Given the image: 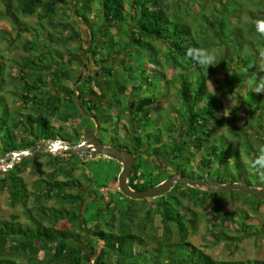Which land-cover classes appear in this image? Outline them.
I'll list each match as a JSON object with an SVG mask.
<instances>
[{
	"label": "trees",
	"instance_id": "16d2710c",
	"mask_svg": "<svg viewBox=\"0 0 264 264\" xmlns=\"http://www.w3.org/2000/svg\"><path fill=\"white\" fill-rule=\"evenodd\" d=\"M5 1L8 6L3 12L7 15L16 19L20 18L21 14L36 15L40 22L35 35H40L41 38L52 37L53 29L62 26L63 32L68 33L59 32L61 35L52 41L57 45L65 46L73 40L80 42L82 34L86 36L84 55L86 58L88 54L93 55V59L88 58L87 63L94 62L95 70L87 69V64L84 63L85 73L79 74L70 87L64 86L60 79L58 83L61 84L50 79L56 92H49L46 90L47 83L42 74L49 70L51 65L43 63L37 69H32L34 79L30 82L25 79L28 63L19 62V72L14 78L19 80L17 83L21 85L22 92H13L19 96L22 108L30 109L31 112L22 114L19 106L12 109L13 117L0 118L3 130L0 134V158L39 142L60 140L64 144H77L87 129L95 128L89 115L97 118L101 142L119 146L120 143H115L116 139L105 138L107 128L104 124L111 120V109L115 111L113 114L119 122L129 118L134 127L131 136L132 132L122 124L123 130H126L125 140H131L128 145L120 146L132 147L138 153L137 162L128 175V183L135 190L156 186L172 172L192 179L201 178L224 184L226 178L211 179L205 178V175L208 176L213 170L217 172L218 169L229 168L232 164L237 168L251 167L257 151L264 146V106L259 104V101L264 100V95L251 91L250 83L256 73L264 75L257 67L259 57L264 58V51H257L254 54L257 59H254L247 57L244 46V40H251L250 38L260 34L257 27L246 30L244 26L256 18L255 14L264 16V0L246 2L250 8H247L249 17L244 23L241 15L238 16V23H232L231 18L234 16H229V19L225 17L224 14L235 13V10L228 9L226 4L222 3L223 0H220V5L216 4V0H16V5H13V0ZM0 3L3 2L0 0ZM61 3L71 6L75 23L80 25L79 29L70 22L57 24L59 12L64 8ZM171 3L181 4L186 15L192 6H199V11L191 18L193 25L184 20L182 11H171ZM245 8L243 4V9ZM94 9H99L103 20L96 27L97 30L92 29V24L89 23V15ZM62 12L66 14L65 11ZM43 19L49 20V28H45L41 23ZM262 22L264 23V19ZM195 27L199 28L200 33L208 32L212 36L213 40L208 45L213 48L217 46L219 53V62L215 66H209L207 70L186 55L189 47L204 48V43H207L193 32ZM94 41L96 45L92 44ZM256 46L264 48V37ZM129 48L131 52L127 56L132 57L135 50L136 54H143V57L152 63L161 66L163 59L172 68L178 69L176 79L173 78L178 84L173 79H168L163 70V75L157 79L165 84L170 82L175 90L173 96L179 98L178 107L175 105L172 112L176 121L166 128L167 136L162 134L160 127L155 133L145 131L146 127L143 130V126L147 124L142 125V119L138 118L142 106L133 104L134 97L140 94L142 86L152 85V80L147 76L138 86L137 79L132 78L133 73L129 72L134 68L132 64L124 69H121L122 65L117 66L115 57ZM26 50L28 52V49ZM56 52L62 57L61 53L58 54L57 50ZM70 60L71 58L66 61L70 63ZM132 62L133 60H129V63ZM226 64L235 66L234 72L238 70L239 75L245 79L244 84L239 85L236 82L234 86L225 88L229 78ZM121 70L124 73H120ZM58 73L59 78L71 75L69 70L63 68ZM248 73L254 76L250 78ZM217 74L224 75V82L221 84L223 89L225 88L223 91L234 98L235 106L226 107L215 92L208 89L209 80L217 87L220 86L215 78ZM3 75L1 64L0 104L8 108V105L3 103ZM99 76L101 77L97 79ZM239 87L247 88L246 98L242 99L244 96L238 93L236 95ZM129 88L130 91L127 92ZM60 95L63 100H67L68 104L64 106L72 110L73 116L66 112V108L59 111ZM102 98L104 100H101ZM239 99L241 101H238ZM143 101L142 105L145 106V102H150V97L145 96ZM53 117L62 123L73 118L79 121L73 126V131H67L65 125L55 127L50 121ZM144 118L150 120L148 117ZM84 120L90 124H85ZM237 121L241 124L237 125ZM15 129L20 132L19 139L14 135ZM241 130L248 132L245 137L254 136L255 139L240 136ZM165 138L169 140H164ZM255 144L258 145L256 149ZM63 154V157L54 156L47 160L46 164L50 167L48 173L42 170V163L38 161L39 153L19 160L9 171L2 172L0 192L6 191L10 204L13 207L19 206L22 215L27 217L24 216L23 221H19L15 214L9 219L0 218V255L9 256L14 261L7 260V264H107L104 253L120 261L110 264H264V260L260 259L217 260L189 240V236L198 230L202 219L213 242L228 243L241 240L244 234L252 233L247 231L249 227H254L248 219L250 215L261 213L264 196L258 197L259 200L251 207L254 214L241 210V220L238 222L221 215L229 212L224 208V196L221 191H208L181 182L174 183L168 192L153 198L150 203L147 198L140 199L141 206L137 208L138 204L134 205V202L139 200L125 197L116 188L110 190V187L115 185L112 181L116 180L120 170V166L116 171L115 166L110 164L112 159L105 156L89 159L66 151H63ZM144 155L150 156V162L153 160V163H169L170 169L160 171L150 165ZM74 158L80 161L74 162ZM87 161L97 165L91 175L85 174ZM185 164L191 168L192 175L185 172ZM27 167H31L32 173L38 177L37 194L30 192L21 176ZM77 167L82 169L84 182L74 176ZM243 172L245 171H242L241 175L244 181L247 173ZM262 179L259 176L254 185L248 184V180L246 184L263 187ZM237 194L230 196V204L238 201ZM30 195L34 196L32 206H28ZM115 195H120V201L128 200V203H114ZM48 198L57 199L60 205L46 206L43 202ZM204 205L208 207L203 213L194 209ZM86 213L90 220L85 219ZM63 214H66L67 218ZM58 219L69 221L72 227L83 233L85 239L88 236L95 238V245H89L94 255L90 261L82 254L77 243L85 241L81 240L79 232L48 225L50 220ZM91 220L92 226L89 227L88 221ZM228 222L235 223V233L227 225ZM261 225L264 227V220ZM103 227L107 228V231H104ZM100 243L108 249L107 252L102 250ZM181 248L187 251L183 253ZM5 249L9 254L5 253Z\"/></svg>",
	"mask_w": 264,
	"mask_h": 264
},
{
	"label": "rangeland",
	"instance_id": "374dc122",
	"mask_svg": "<svg viewBox=\"0 0 264 264\" xmlns=\"http://www.w3.org/2000/svg\"><path fill=\"white\" fill-rule=\"evenodd\" d=\"M1 1L3 3L2 4L0 3V12H1L0 13V63L3 65V72H4V75H3V78H4L3 96H4L5 101L3 103H6L8 105L9 109L6 108L3 104H0V118L6 117L8 119V118L14 116V110H12V109L13 108L16 109L19 106H20L19 110H20V112H22V114L23 113L26 114L27 112H31L30 109L26 110V109L22 108V104L20 102L19 96L14 95L15 93L13 92V91H16L18 93L22 92L21 85L17 83V81H19V80H15V78H14L19 72L18 71V65H19L18 63L19 62H20V64L22 62L28 63L27 69H25V73L27 76L25 79L27 81H30V82L33 81V79H34V75L32 74V71H34V70H32V69H37L43 63L51 65V68L49 66V70L44 71V74H42L43 79H45V81L47 83L46 90L49 92H53V90H54V92H56L55 89H53L54 88L53 82L50 81V79H53L54 82H56L57 84H61V83H58V80L60 79L64 86L70 87L73 80L76 79V77L79 74L85 73V71H86L85 65L86 64H87V69H89V70H95V68L93 66L94 62L89 61V63H87L86 57L84 55L85 54L84 48H85L86 36H84L82 34V38H81L82 40L80 42L73 40V41H70L65 46H60L59 44L57 45V43L55 44L52 41L54 40L55 37H58L61 35V34L59 35V32L68 33L67 31L63 32L62 26H61V28H58L56 30L53 29V31H52L53 36L52 37H49L46 39L41 38L40 35L39 36L35 35V31L39 30L38 23L40 22V20L37 19L36 15L27 16V15L21 14L20 18L18 17V19H16L12 15H7L5 12H3V11H5V8L8 6L7 5L8 2L5 0H1ZM248 1L249 0H246V1H244V0H223L222 3H225L228 9L235 10V13L224 14V15H226L225 17L227 19H229V16H234V18H231L232 23H238V19H239L238 16L241 15V20H243V23H244V21L247 22V18L249 17V14L246 13V11H247V8H250V6H248V3H246ZM216 4L220 5L221 4L220 0H216ZM243 4L246 7L245 9H243ZM13 5H16V0H13ZM60 5L64 6L62 11H65L66 14H64L62 11L59 12V17L56 19L57 24H58V22H61V24H63V22H70L71 24L74 23V27H78V29H79L80 25L79 24L76 25V23H75V16L72 14L71 6L67 3H61ZM128 5H129V3L126 5L127 8L129 7ZM170 5H171V7H170L171 11H173V10L174 11H182V14L185 15L184 20L187 23L193 25L191 18L195 12L199 11V6H197V5L192 6L190 8V12H188V15H186V14H184V11H183L184 8L181 4L175 5V4L171 3ZM256 10H254V11H256ZM89 16H91L89 19V23L92 24V29L97 30L96 27L99 26L103 21L101 18L102 15H101L99 9L92 10V12L90 13ZM255 17L256 18L252 19L251 22L248 21L246 23V25L244 26V29L248 30L250 27L251 28L257 27L258 28V25L263 23L262 20L264 19V16L260 17V15L255 14ZM41 23L45 26V28H49V26H48L49 24L47 25V23H49L48 19H43V21ZM241 26H243V24ZM80 30H82V29H80ZM84 30H85V27H84ZM115 30L116 29H113V31H115ZM193 32L197 33V35H199V37H202L204 40H206L207 43H204V48H208L210 50H215L217 57H218L219 53H218V50L216 48L217 46H215V48H213V47H210V45H208V43L213 40L212 36L210 34H208V32L205 34L200 33L199 28H197V27H195L193 29ZM263 37H264V35H261V33H260L257 36L250 38L251 40H248V41L244 40V46H245V51H247V57H251V58L253 57L255 59L256 56L254 54H256L257 51H262V52L264 51L263 47L260 48V47L256 46L257 43H260L262 41ZM101 39H102V36H101ZM200 42L202 43V40ZM92 44L96 45L95 41ZM29 46H31V47H29ZM26 49H28V52ZM56 50L59 52L58 54H60V53L62 54V57L57 55ZM68 52L74 53L75 55L71 56V55H69ZM130 52H131V48H129L128 50H126L124 52L119 53L115 57V60L117 59L116 60L117 66L120 67V65H122L121 69H124L125 67H129L130 64H132L131 66L134 68H133V70H130L129 72L133 73L132 78L137 79L138 86L141 84L143 79L147 76H149V79L152 80V85L142 86L140 94L138 96L134 97L135 102L133 104L134 105L139 104L142 106V108H140V115L138 116V118L142 119L141 120L142 125L144 123L147 124L146 126H143V130H144V127H146L145 131H148L149 133H151V132L155 133V132H157V128L160 127L162 130V134H165L166 128H169L171 126V124L176 121L173 117L174 114L172 112L174 110L175 105H176V107H178L177 102H179V98L173 96V93L175 92V90L172 87L170 82L165 84L164 81L160 82L157 79L163 75L161 70L164 71V73L166 74V77L168 79H173V78L176 79L178 69L172 68L170 66V64L167 63L166 61H163V59L161 60V66L156 64V63H152L146 57H143V54H141V55L136 54L135 50L133 52L134 54L132 55V57L127 56ZM262 54L264 56V53H262ZM24 55H27L28 57H22ZM92 57H93V55L88 54V58H92ZM70 58H71V60L69 63L66 60H69ZM259 59H260V61L257 64V67L261 70L262 68H264V60H263L264 58L259 57ZM40 60L42 63L40 62ZM129 60H133V62L129 63ZM84 63H85V65H84ZM226 65H228V64H226ZM238 66H240V65H238ZM46 67H48V66H46ZM62 68L65 70H69L71 75H69L68 77H64V78L57 77L58 76L57 74H59L58 73L59 70ZM135 68H136V72H134ZM234 68H235V66H232V65L229 66L228 65L227 71L229 74V78H228V80H226V87L225 88H227V86H234V83H236V82L239 85H242L245 83V79L239 75L238 70L236 72H234ZM235 70H236V68H235ZM241 70L243 72L242 67H241ZM120 73H124V72H122V70H121ZM243 73H245V72H243ZM135 74H137V75L135 76ZM249 75H250V73H248V76ZM253 76H254V74H251L250 78ZM100 77L101 76L97 77V79H99ZM215 78H216L217 82L220 83V86H218V87L214 82L212 83L213 88L215 89L216 95L222 100L223 104L226 107L235 106L236 101L234 100V98L228 96V94L224 93V91H223L225 88L223 89V86L221 84H222V82H224L223 81L224 75L223 74H217ZM175 83L178 84L177 81H175ZM207 85H208V89L210 91H213V88L211 85V80H209L207 82ZM15 87H16V89H15ZM246 90H247V88H245V87H239L236 91V95H237V93L241 94L244 96L242 99H244V98H246V94L248 92V90L247 91ZM129 91H130V88L128 89L127 92H129ZM10 92H12V93H10ZM263 95H264V93H263ZM145 96L150 97V102L149 103L145 102L146 105L143 106L142 105L144 103L143 98ZM60 97L61 98L59 99V102L61 103V106H60L61 108L59 111H63L66 108V106H64V105H66L68 103H67V100L62 99L63 98L62 95H60ZM101 100H104V98H102ZM238 101H241V100L239 99ZM246 101L249 102L248 100H246ZM253 103H255V101ZM259 104L264 106V100L259 101ZM66 109H67L66 112L70 113V115L72 114V116H73L72 110L70 108H66ZM113 113H115V111L113 109H111V112H110V119L111 120L109 122H107V124H104V126L106 125V128H107L105 138L107 140L113 138V139H116L115 143H118V144L120 143L121 145H125V144L128 145V143H129L128 141H130L131 139L127 138L128 141L125 140L124 134H125L126 130L125 131L123 130L124 128H122L123 127L122 124L124 126H126V128H129L127 130L132 132L130 134L132 136L133 130H134L132 122L130 121L129 118H127L126 120L123 119V120H121V122H119L117 120V118H115V115ZM144 117H148L150 120H147ZM89 118L93 119L92 123L94 124V127H96L97 118H92V116H90ZM73 119L72 120L70 119V120L66 121L65 123H62L58 118L53 117L50 119V121L55 127L58 125H65V128L67 131H73V129H74L73 126L78 124V121H79V119H77V118L76 119L73 118ZM84 121H85V124H87V125L90 124L89 121H86V120H84ZM150 121H151V123H149ZM236 124L240 125L241 122L237 121ZM257 130H262V129H257ZM2 131L3 130L1 129V126H0V134L2 133ZM98 133H99V131H98ZM246 134H248V132L246 130H241L239 133V135L242 137ZM14 135L16 136L17 139H19L18 137L20 135V132L15 129ZM165 136H167V134H165ZM245 138L255 139L254 136H247ZM245 138H242V139L244 140ZM166 139L167 138H165L164 140H166ZM167 140H169V138ZM62 143H64V142H62ZM134 143H135V141H134ZM120 144H119V146H114V147L121 148ZM257 147H258V145L255 144V149ZM122 148H127V147L124 146ZM63 151L64 150L60 149V150L53 151V152H49V151L37 152V153H39L38 161L42 163V170L44 172L48 173L50 171V167L46 164L47 160L51 159V157H54V156L63 157L64 156ZM258 152H259V150L257 151V153ZM253 157H254V155L252 156V158ZM73 161L77 162L80 160L78 158H74ZM8 162H9L8 159L1 160L0 161V168L4 167ZM86 163H87L86 164L87 170H85V174L91 175L92 171L97 168V165H96V163H91L89 161H87ZM156 163L161 164V162H155V164ZM110 164L115 166L116 171L118 170L119 166L121 165L119 162H117L114 159L111 160ZM163 164L165 165L166 163L164 162ZM9 170H7V171H9ZM184 170L187 174L192 175L191 168L187 164H185ZM242 171H245L243 173H247L244 176L245 177L244 181H243V178L241 175ZM2 172H0V176L2 175ZM81 173H82V169L77 167L76 170L74 171V176L80 178L84 182V180L82 179ZM206 175H205V178L209 177L211 179H216L217 177L218 178L220 177L222 179L226 178V182H225L226 184L227 183H247V180H248V184L251 183L252 185L255 184V182L257 181V178L260 176V175L258 176L256 170L250 166L237 168L236 165H234V164L230 165L229 168L218 169L217 172H214V170L210 171L208 173V176H206ZM21 176L23 177L25 183L27 184V187L30 190V192H32L33 194H35V193L37 194L38 184H36V179L38 177L32 173L31 167H27V169L21 174ZM59 179H62V178L59 177ZM262 180H264V178ZM114 189H115V185L110 187V190H114ZM221 192L224 196V202H225L224 208H225V210L229 211L228 214L227 213L221 214L222 216L226 217L228 220L234 219L238 222L241 220L240 219V217L242 215L240 213L241 210L244 209V210H247V211L254 214V212L251 211L252 210L251 207H253V205H255L257 200H259L258 197L250 196L247 193H243V192H240L237 190H228V191H224V192L221 191ZM173 193H174V191H173ZM232 194L238 195L237 199H236L238 201L234 202L233 204H230L229 203L231 201L230 196ZM119 196L120 195L113 196V202L114 203L115 202H117V203L119 202V204L120 203H123V204L128 203V200H125L124 202L120 201ZM33 197H34L33 195H30V201L28 202V206H32L34 204ZM152 200H153V198H150V199H148V202L150 203V201H152ZM141 202H142L141 200H139L138 202L135 201L134 205L138 204L137 208H139L141 206L140 205ZM243 202H245V203H243ZM43 203L48 207H51V206L58 207L60 205V203L57 199H49V198L46 199ZM130 203H131V201H130ZM207 207H208L207 205H204L203 207H194V209L196 211H198L199 213L200 212L203 213V211L207 210ZM21 210L22 209L19 206L13 207L10 204L9 199H8V194L6 191L0 192V218L9 219L12 214H15L19 217V221H23L25 215L24 216L22 215ZM90 212H92V209H90ZM260 212L261 213L258 215H250L248 222L251 223L254 227L253 228H252V226L249 227L247 231L252 232V233L251 234H244L243 238H241V240L240 239L239 240H232V241H229L228 243H226V242L225 243L224 242H213L211 237L207 233L208 232L207 227H206L203 219L199 223L198 230L189 236V240L194 245L201 248L205 253L209 254L212 258L217 259V260H245V259L264 260V227L261 225L262 220H264V216H263L264 215V204L260 207ZM37 214H39V213H37ZM63 216L66 217L67 215L63 214ZM82 217H83V215H82ZM25 218H27V217L25 216ZM85 219L90 220L88 213H86ZM155 219H156L155 222L157 223L158 218L156 217ZM92 221L93 220L88 221L89 227L92 226ZM234 224L235 223H233V222L227 223L229 228L231 230H233V233H235L234 229L236 228V225H234ZM48 225L52 226V228L75 229L77 232H79V234H81V237H80L81 240L85 239L83 233L80 230H77L76 228L72 227L71 224L69 223V221H61V219L50 220L48 222ZM103 230L107 231V228L103 227ZM94 241H95V238H93V237L91 238V236H88L85 239V241L77 242L80 249L82 250V254L88 260L90 258L94 257V255L92 254V249L89 247V245H93V246L95 245ZM100 246L102 247V243H100ZM102 250H105L104 252L108 251V249L106 247H102ZM180 251L184 253L187 251V249L181 248ZM5 253L9 254V252L6 249H5ZM101 255H103V254H101ZM104 255L106 256L105 260H106L107 264H110L112 262L113 263H115V262L119 263L120 262V261L116 260L115 257H110L111 255H108V253H107V255H106V253H104ZM3 257L2 256L0 257L1 258L0 264H7V260H9V262H14L13 260H11L9 258V256H3Z\"/></svg>",
	"mask_w": 264,
	"mask_h": 264
},
{
	"label": "water",
	"instance_id": "95a60500",
	"mask_svg": "<svg viewBox=\"0 0 264 264\" xmlns=\"http://www.w3.org/2000/svg\"><path fill=\"white\" fill-rule=\"evenodd\" d=\"M98 131L99 128L97 125L94 132L90 129L86 130L82 139L77 144H64L59 140L39 142L27 149L6 154L0 158V161L8 159L9 162L4 167L0 168V172L9 170L16 164L17 161L37 152H53L61 149L90 159H94L96 156H105L119 162L121 164V169L116 180H113L112 183L115 184V188L118 189L120 193L133 200H140L144 198L150 199L162 196L172 188L174 183L177 182L185 183L191 187H197L208 191L237 190L254 197L264 196V186L256 187L246 183L218 184L216 181L212 180L184 177L179 173L169 176L156 186L144 190L132 189L128 183V175L134 167V154L128 149L102 144L98 138Z\"/></svg>",
	"mask_w": 264,
	"mask_h": 264
},
{
	"label": "clouds",
	"instance_id": "9594fccd",
	"mask_svg": "<svg viewBox=\"0 0 264 264\" xmlns=\"http://www.w3.org/2000/svg\"><path fill=\"white\" fill-rule=\"evenodd\" d=\"M258 31L261 35H264V23L258 25ZM186 55L206 70L209 66H215L219 62L215 50H210L208 48L189 47L186 51ZM245 71H247V69ZM260 72H264V68H262ZM250 83L251 91L257 94L264 93V75H257L256 73ZM213 91L215 92L214 88ZM227 115H229V113ZM251 167L255 169L262 178H264V146L260 147L258 154L251 163Z\"/></svg>",
	"mask_w": 264,
	"mask_h": 264
},
{
	"label": "flooded vegetation",
	"instance_id": "af4514ba",
	"mask_svg": "<svg viewBox=\"0 0 264 264\" xmlns=\"http://www.w3.org/2000/svg\"><path fill=\"white\" fill-rule=\"evenodd\" d=\"M86 61L88 62V58H86ZM89 116H91V115H89ZM90 130H91V129H90ZM94 130H95V128H94L92 131L94 132ZM98 138L100 139V137H99V133H98ZM100 141H101V140H100ZM102 144H104V143L102 142ZM104 145H106V144H104ZM108 146H112V145H108ZM124 149L131 150V151L134 153V156H135V162H134V163H136V162H137V159H138V157H137V156H138V153L135 152V151L133 150L132 147L124 148ZM33 155H34V154H33ZM139 155H140V154H139ZM143 157L146 159L147 162L149 161L148 163H149L150 165L153 164L152 166H154L155 168L159 169L160 171H165V170H169V169H170V166H169V163H168V162H167L168 164H165V165L163 164L164 162H162V161H161V164H159V163H158V164H157V163L155 164V163H153V160L150 162V160H149V159L151 158L150 156H146V155H144ZM149 157H150V158H149ZM156 162H160V161H156ZM120 169H121V165H120ZM119 171H120V170H119ZM174 174H177V173H176V172H172L170 176H172V175H174ZM167 178H168V177H167ZM165 179H166V178H165ZM165 179H164V180H165ZM164 180H163V181H164ZM163 181H161V182H163ZM161 182H160V183H161Z\"/></svg>",
	"mask_w": 264,
	"mask_h": 264
}]
</instances>
